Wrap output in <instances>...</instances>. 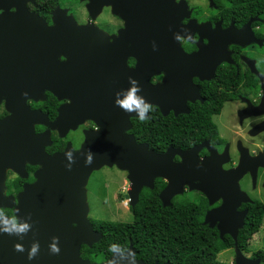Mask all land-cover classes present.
Masks as SVG:
<instances>
[{
  "label": "flooded vegetation",
  "instance_id": "1",
  "mask_svg": "<svg viewBox=\"0 0 264 264\" xmlns=\"http://www.w3.org/2000/svg\"><path fill=\"white\" fill-rule=\"evenodd\" d=\"M88 2L54 0L48 16L33 9L36 2L28 3L27 8L51 25V12L58 7L71 15L77 25H93L105 34L106 39L99 43L103 49L88 51V55H83L87 59L77 56L71 64L75 61L78 67L76 77L96 80L95 85L107 88L104 91L109 105L99 114L109 121L102 126L95 118H89L64 136L58 129L50 128L58 109L69 102L59 97L63 84L59 74L52 70L62 66L67 58L58 49L35 48L29 59V75L20 82L42 88L41 93L35 91L37 99L28 98L24 103V110L39 121L31 123L33 135L45 133L49 145L44 149L51 154L63 151L67 143L79 149L84 131L100 132L101 126L117 128L121 134L132 135L136 143L146 144L153 154L173 150L169 159L173 163L181 161L176 151L193 150L195 155L189 162L194 165L196 161L202 168H191L185 175L190 181L180 186L178 181L172 187L177 193L170 197L164 194L169 201L166 206L162 205L160 195L168 180L153 168L133 172L112 165L93 170L85 185L86 218L91 229L99 234L100 241L106 233L99 225L102 221L103 225H123L111 232L110 237L117 241L106 245L111 248L109 255L103 257L106 254L93 251L97 241L90 247L80 245L81 258L99 263L113 251L123 253L130 246L133 257L145 264H184L189 258L178 249V244L184 239L183 246L188 250L191 229L201 232L203 244L211 248L210 261L195 258L194 264H236L242 257L247 264L256 259L259 264L264 263V0H137L143 7L140 11H146L145 16L137 18L141 22L152 20L160 29L158 35L166 33L168 39L178 41L179 49H165L161 42L152 49L131 48L135 43L128 39L129 32L122 35L121 48H113V38L135 20L136 0H104L99 8L94 4L91 9ZM134 36L141 39L144 33ZM12 53L8 48L3 54L0 50V82L8 88L16 86ZM48 67L50 70L43 76ZM103 75L104 81H100ZM160 84L167 88L166 96L161 98L159 90L154 93ZM144 87L152 89L146 96L154 94L153 103L138 108L137 115H123L120 122L116 121L117 104L125 103L130 95L133 99L143 97ZM0 98L1 119L8 112L5 96ZM20 109L23 108L18 103L15 113ZM38 168L37 164L26 163L23 175L7 169L4 194L16 200L23 185L35 181ZM104 169L114 171L117 178L106 181ZM96 174L100 176L99 186L110 190V195L125 206L119 214H107L115 219H97L93 215L91 180ZM110 184L112 187L107 188ZM132 196H137V202L158 199L162 208L136 209L137 202L129 204ZM0 217L17 225L13 208H0ZM243 228L245 231L239 236ZM231 232L236 233L235 238ZM256 238L260 241L257 246ZM215 247L217 250L213 251Z\"/></svg>",
  "mask_w": 264,
  "mask_h": 264
},
{
  "label": "water",
  "instance_id": "2",
  "mask_svg": "<svg viewBox=\"0 0 264 264\" xmlns=\"http://www.w3.org/2000/svg\"><path fill=\"white\" fill-rule=\"evenodd\" d=\"M35 2L0 0V50L2 54L5 48L14 52L11 57H15V68L12 70L16 82L14 88L4 87L0 82V97L5 96L8 112L0 119V208H13L17 219V225H12L10 219L0 217V264H145L133 257L130 246L123 253L113 251L107 260L99 263L81 258L80 245L90 247L99 239V234L91 229L86 218L88 206L85 185L89 175L102 166L116 165L119 169L133 172L153 168L168 180L160 195L162 205L166 206L169 201L164 198V194L170 197L177 193L178 190L172 187L178 185V181L179 186L185 181L189 182L185 175L191 168L200 170L202 165L197 166L196 161L194 165L190 164V159L195 155L193 150L176 151L181 161L173 163L169 161L173 150L156 155L147 149L146 144L136 143L132 135L121 134L117 128L102 127V124L109 121L99 114L109 105L106 98L108 95L104 91L107 88L97 83L95 85L93 82L96 80L76 77L74 74H77L78 67L75 61L71 64V60L77 56L87 59L83 55H88V51L103 49L104 46L99 43L104 42L105 34L93 25H77L71 15L58 7L51 12L52 24L48 25L41 15L27 8L28 3L35 5ZM101 3L104 0H89L87 6L95 4L99 8ZM133 6L138 7L133 10L135 20L130 21L126 28L128 31H119L113 38V48H121L122 35L124 37L128 32L131 33L128 39L135 43L131 48L152 49L160 42L165 49L181 48L178 41L168 39L166 33L158 35L160 29L152 20L141 22V18H137L138 15L145 16L146 12L140 11L143 7L137 0ZM138 32L144 33L143 38L134 36ZM35 48L58 49L67 58L62 66L52 70L59 74L63 84L59 89V97L69 102L58 109L59 113L49 124L50 128L58 129L59 134L64 136L69 129H75L89 118H95L93 120L102 125L100 132L84 131L83 142L77 150L67 143L63 151L49 154L44 149L45 145H49V142H45V133L33 135L31 123L39 121H35L37 119L24 110V103L28 98L37 99L35 91L41 93L42 88L21 85L20 82L25 81L29 75V59L34 55L32 51ZM80 59L83 64V58ZM49 70L50 67L46 68L42 75L46 76ZM104 76L100 81H104ZM151 90L144 87L143 97L134 96L135 102L127 100V104L118 103L116 121L120 122L123 115H137L138 108L152 104L154 94L146 96ZM157 90L160 98L166 96L167 88L162 84L154 89V93ZM18 103L23 109L16 114L14 110ZM160 106H163L161 100ZM26 163L39 165L34 173L35 181L23 185L14 200L11 195L4 194V174L7 169H11L23 175ZM129 178L136 182L132 176ZM132 197L129 204L133 206L137 196ZM231 235L235 238L236 233L231 232ZM236 264L247 263L242 257ZM250 264H259V260Z\"/></svg>",
  "mask_w": 264,
  "mask_h": 264
},
{
  "label": "trees",
  "instance_id": "3",
  "mask_svg": "<svg viewBox=\"0 0 264 264\" xmlns=\"http://www.w3.org/2000/svg\"><path fill=\"white\" fill-rule=\"evenodd\" d=\"M47 5V7H46ZM54 6V0H36V8H33L35 11H37L39 14L43 15V16H48V10L51 9ZM136 209H145V208H150V209H158V208H162L160 202L158 199H149V200H142L140 199L136 206ZM99 224V223H98ZM102 224V225H101ZM104 224V221H102L99 225L103 226L102 229H104V231L106 233H104V237L103 239H101L100 241H98L97 243L94 244L93 246V251H95L97 253V255H104L103 257H106L107 255H109V253L111 252V248L106 246L107 244L109 245L110 243L116 242L117 238H113L110 237L112 236L113 231H115L116 229L113 228H118V227H122V223H108V224ZM107 230V231H106ZM245 231V228H243L240 233L239 236H241V234ZM189 235H190V241H189V248L188 250H186L184 248V239L182 241V244H178V249L182 251H185V255L187 256V258H189L188 261L184 262V264H194L192 263L193 260L195 258H204L205 262H208L211 260L210 254L209 252L211 251V248L205 246L203 244V234L199 231H192L190 229ZM134 241V239H133ZM123 243V241H121ZM120 243V241H118L117 243H115V246L118 245ZM114 247V246H112ZM216 247L213 249V251H216ZM170 250H167V252ZM209 254V255H208ZM184 255V253H183ZM203 261V262H204ZM264 261V259H263ZM197 264H202V263H197Z\"/></svg>",
  "mask_w": 264,
  "mask_h": 264
},
{
  "label": "rangeland",
  "instance_id": "4",
  "mask_svg": "<svg viewBox=\"0 0 264 264\" xmlns=\"http://www.w3.org/2000/svg\"><path fill=\"white\" fill-rule=\"evenodd\" d=\"M74 140H77V136H73L72 137ZM105 170V172H104ZM102 171V174H105L106 177V181L107 180H111L113 181L115 178H117V175L113 174L114 171H112L111 169H104ZM99 175H95L94 179L91 180V203H92V208H93V215L95 216V218L99 219V218H105V219H115V217H111L108 216L107 214L109 213V215H114V214H119L121 212H123V208H125L124 205H122L121 202H119L117 199L114 198L113 195H110V190L106 191V188L104 189V187L99 186L100 179H99ZM105 184H103L102 186H104ZM98 187V188H97ZM111 188L112 185L110 184L109 186H107V188ZM99 189L100 194L97 195V191ZM103 200V202H102ZM125 202V201H124ZM106 210V211H105ZM107 212V213H106ZM259 234L255 235V237H257ZM259 239V236H258ZM255 241V245H259V242L257 240V238L254 240ZM264 247V246H263ZM264 264V263H261Z\"/></svg>",
  "mask_w": 264,
  "mask_h": 264
},
{
  "label": "clouds",
  "instance_id": "5",
  "mask_svg": "<svg viewBox=\"0 0 264 264\" xmlns=\"http://www.w3.org/2000/svg\"><path fill=\"white\" fill-rule=\"evenodd\" d=\"M128 101H131V102H135L134 100H133V97L130 95L129 97H128ZM128 101H125V104H127V102ZM145 107H147V106H145ZM143 111H144V109L142 108L141 109V119H143L144 118V116L142 115V113H143ZM126 202H124V204H125ZM35 251V249H33V252Z\"/></svg>",
  "mask_w": 264,
  "mask_h": 264
}]
</instances>
